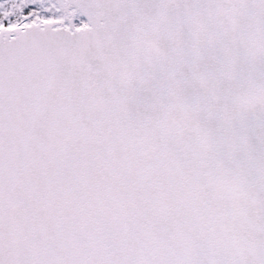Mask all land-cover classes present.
<instances>
[{
    "label": "snow or ice",
    "instance_id": "snow-or-ice-1",
    "mask_svg": "<svg viewBox=\"0 0 264 264\" xmlns=\"http://www.w3.org/2000/svg\"><path fill=\"white\" fill-rule=\"evenodd\" d=\"M0 264H264V0H0Z\"/></svg>",
    "mask_w": 264,
    "mask_h": 264
}]
</instances>
